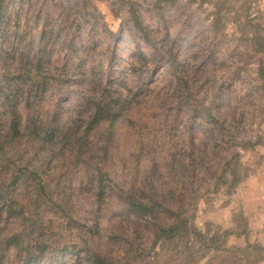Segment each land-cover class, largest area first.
<instances>
[{"label":"rangeland","instance_id":"rangeland-1","mask_svg":"<svg viewBox=\"0 0 264 264\" xmlns=\"http://www.w3.org/2000/svg\"><path fill=\"white\" fill-rule=\"evenodd\" d=\"M251 1L264 24V0ZM211 3L2 0L4 264H93L96 252L110 264H225L226 248L246 244L264 257L261 55L233 0L220 27ZM98 103L107 117L90 125ZM236 153L232 186L222 173ZM132 198L152 200L155 218L129 214ZM176 216L220 247L197 242L190 260L157 233Z\"/></svg>","mask_w":264,"mask_h":264},{"label":"trees","instance_id":"trees-1","mask_svg":"<svg viewBox=\"0 0 264 264\" xmlns=\"http://www.w3.org/2000/svg\"><path fill=\"white\" fill-rule=\"evenodd\" d=\"M127 1V0H124ZM199 4L211 3L213 10L211 11L212 17V26L220 27L223 25V10L228 11L230 9L229 2L231 0H196ZM235 6L236 17L233 18L237 24V27L241 31V33L247 34L250 33L249 41L251 45L254 46V51L261 55L258 64V75L264 79V24L256 22V19L259 18L257 14L250 17L248 12L252 9V1L251 0H233ZM2 0H0L1 6ZM159 2L157 1V4ZM129 13L134 22L135 27L138 32L144 33L145 30L138 19L137 11L133 7L132 4L129 3ZM240 10L244 11V19L245 22H240L239 17L241 16ZM253 28V29H252ZM140 56H144L141 52H139ZM262 89L264 91V84H262ZM11 126H10V138L15 139L20 136V129L17 123L16 110H12L11 112ZM107 117L106 111L102 104H97V112L95 113V117L90 122V125L98 124L99 122L105 120ZM1 143V142H0ZM2 146H0V157H2ZM238 153L233 155L229 160L225 162V166L223 169L222 176L225 175L226 172H229L230 182L229 184L234 186L240 181V172L238 165ZM128 213L134 215L136 218L140 219H148L153 220L156 216V210L154 205L152 204V200H143L132 198L131 200L125 201ZM161 238L166 242L184 243V250L187 253V256L190 260L195 258V251H192L194 245L199 242L206 249L213 246L214 248H219L217 246L219 244V239L215 235L207 236V234L198 231L189 221L188 216H176L171 222H169L166 226H162L159 228L157 232ZM16 238V237H15ZM17 239V238H16ZM14 240L13 236L8 238L3 237L0 239V264H4L3 262V251L5 245L11 243ZM18 245L19 241L16 242ZM227 257L225 260V264H258L260 261L264 260V257L260 255L263 251L261 248H257L246 244L244 247H228L226 248ZM36 258L32 257L25 261L26 264H36ZM93 264H110L109 259L104 255L100 254V252H96L93 256L92 260Z\"/></svg>","mask_w":264,"mask_h":264},{"label":"crops","instance_id":"crops-1","mask_svg":"<svg viewBox=\"0 0 264 264\" xmlns=\"http://www.w3.org/2000/svg\"><path fill=\"white\" fill-rule=\"evenodd\" d=\"M260 264H264V261H261V263Z\"/></svg>","mask_w":264,"mask_h":264}]
</instances>
